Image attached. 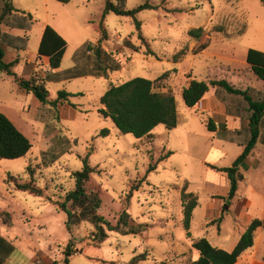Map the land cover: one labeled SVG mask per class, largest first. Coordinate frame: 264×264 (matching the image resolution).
<instances>
[{"label": "rangeland", "instance_id": "1", "mask_svg": "<svg viewBox=\"0 0 264 264\" xmlns=\"http://www.w3.org/2000/svg\"><path fill=\"white\" fill-rule=\"evenodd\" d=\"M146 2L159 8L141 10L137 14L141 24L138 29L131 16L105 12L107 0H13L16 8L34 16L26 51L29 56L38 54L45 25H51L68 43L59 69L64 72L78 63L79 48L86 42L97 43L105 29L107 39L102 47L121 63V69L111 72L109 78L89 75L48 81L52 94L50 103L43 106V121L21 119V115H28L21 105L29 112L32 97L18 90L13 95L9 92L13 82L0 78V99H10V114L34 145V152L27 157L5 160L15 163L16 171L0 181V212H10L13 221L8 226L0 217V235L16 247L5 264H128L142 255L138 264H191L199 258V252L192 248L191 236L184 227L183 188L199 198L191 223L194 238L206 237L214 246L232 251L239 234L245 232L237 210L230 204H225L219 214L222 221H211L213 210L208 207L210 196L206 191L208 167L218 171L232 166L242 148L222 142L210 132L206 126L208 113L199 109L200 103L187 107L182 93L193 79L220 77L224 68L229 67L242 78L247 76L246 56L249 48L258 47L257 19L264 18V4L260 0H128L126 8ZM198 28H203L199 38L189 36L190 30ZM128 43L136 48L128 47ZM182 50L185 56L175 61V54ZM92 58L90 53L83 59L88 70L93 67ZM43 72L42 68L39 78L45 81ZM163 74L166 76L161 78ZM136 77L156 80L158 91L174 93L178 111L190 116L187 137L180 126L168 130L158 125L153 130L156 138L139 139L120 132L109 118L100 115L99 100L109 85ZM253 85L264 91V81L254 80ZM65 89L70 93L67 100L59 95ZM212 96H217L215 88L205 100ZM0 104L3 110L6 104ZM106 129L110 132L103 135ZM42 137L49 147L39 156ZM212 142L214 147L224 144L226 153H212ZM261 147L257 144L253 154H258ZM86 157L96 168L88 186L99 190V212L113 225L126 207L127 193L141 184L133 190L128 206L131 226L125 228L140 229L138 233L112 231L99 243L93 238L95 227L87 221L74 225L70 233L67 214L55 200L74 188L73 173L84 167ZM213 158L218 162L211 163ZM261 158L259 169L244 163L240 195H252L253 187L264 193V154ZM156 162L158 167L149 171ZM30 165L33 171H28ZM31 179L46 190V195L16 189L15 181ZM70 241L73 254L67 261Z\"/></svg>", "mask_w": 264, "mask_h": 264}, {"label": "trees", "instance_id": "2", "mask_svg": "<svg viewBox=\"0 0 264 264\" xmlns=\"http://www.w3.org/2000/svg\"><path fill=\"white\" fill-rule=\"evenodd\" d=\"M62 3H70L72 0H58ZM128 0H107L105 12H114L122 16H131L138 29L141 28L137 14L143 9L159 8V5H153L146 2L134 9H127ZM264 2V0H261ZM34 23V16L25 10L14 6L13 0H0V74L6 73L14 76L19 85L28 93H33L43 104L50 103V92L47 81L39 82L31 78L29 80L20 78L14 71L19 63V59L7 62L6 46L21 48L20 43L26 44L29 35L24 37L12 36L1 30V25L9 27H18L30 32ZM203 28L192 29L189 36L199 38L202 35ZM107 39V31L103 30V35L97 43L86 42L76 53V66L67 69L58 74V80L73 79L83 76H97L109 78L111 72L119 71L121 63L114 59L111 52L102 47L103 40ZM128 47L136 48L135 45L128 43ZM67 41L51 26L45 27L38 55L49 58L51 69H58L61 66L65 52L67 50ZM93 53V67L88 70L87 64H83L86 55ZM149 53L155 55L152 49ZM185 50L175 54L174 60H180L185 56ZM246 61L248 68L256 76L257 80L264 81V52L250 48ZM163 74L161 78H164ZM156 80L145 77H136L129 81L114 84L111 83L105 94L99 100V113L104 118H109L114 126L122 133H130L136 138L153 137V130L158 125H164L168 130H172L178 125V109L176 98L173 92L158 91L155 84ZM215 88L216 95L227 105L229 115L244 118L248 122V137L245 141H238L244 147L242 153L238 156L232 166L218 169L228 175L230 189L226 197H222L226 204H231L236 197L239 184L244 179L242 166L247 160L258 141L264 143V91L254 87L251 81L242 78L229 67L224 68L222 76L217 78L193 79L187 87L184 88L182 97L187 107L193 108L204 99L207 94ZM220 90H223L224 93ZM225 94V95H224ZM60 98L67 100L70 93L65 89L59 92ZM207 128L210 131H216V124L212 119L207 122ZM109 129L103 130V135H108ZM233 139V138H231ZM235 140V138L233 139ZM242 142V143H241ZM33 149L31 140L20 131L17 126L5 114L0 113V158L19 159L26 157ZM168 156V155H166ZM158 167V162L151 164L149 171ZM96 170L90 165L88 157L84 159V167L73 173L75 186L68 191L61 199L55 200L58 208L67 214V228L72 233L74 225L82 221H87L95 227L93 238L96 242H104L109 232H139L140 229L125 228L130 227L131 215L129 213V202L133 196V190H138L141 184L133 186L127 193L126 207L120 214L116 225H113L99 211L102 207V199L97 189H91L88 186L92 173ZM28 171H33L30 165ZM14 177V176H12ZM16 179V177H14ZM16 189L29 192L36 196L46 195V190L40 187L34 179L29 181L17 180L14 182ZM184 205V227L191 236L190 228L194 209L199 204V198L192 192L187 193L183 188L181 192ZM49 198V197H48ZM3 222L12 226V216L8 211L0 212ZM264 225V221L255 219L246 228L238 244L232 251H227L214 246L206 237L193 240L192 248L196 249L200 256L193 260L191 264H236L239 257L254 244V232L257 228ZM15 245L12 241L0 235V264L6 261L14 254ZM66 260L73 254L71 241L67 245ZM144 257H136L128 264H138V260Z\"/></svg>", "mask_w": 264, "mask_h": 264}, {"label": "crops", "instance_id": "3", "mask_svg": "<svg viewBox=\"0 0 264 264\" xmlns=\"http://www.w3.org/2000/svg\"><path fill=\"white\" fill-rule=\"evenodd\" d=\"M262 3L264 4V2H262ZM257 21L259 22L258 23V26H259L258 27V29H259L258 33L260 35L259 40H258V47H254V48L251 47V48L264 52V37H263L264 36V18L263 19H257ZM45 26H47V25H45ZM33 27H34V23L32 25V29H33ZM32 29L30 30V32H26L24 29H21L18 27L12 28V27L6 26L4 24L1 25V30L3 32L9 33L12 36L24 37L26 34L29 35V39H28V42L26 44V47L24 46L23 43H20L21 48L6 46V49H5L6 50V56H5L6 61L10 62V61H13L14 59H17V58L19 59V63L14 68V71L16 72L18 77H20V78H24L27 80L34 78V79L38 80L39 82H44V80L39 78L40 73L42 72V68H43L44 69L43 75L46 78V80L50 81L52 79H58V77H59L58 74L61 73L62 71L59 70L60 68L51 69L49 66V58L48 57H40L38 54L36 56H29L26 53V51L28 49V43L30 40V36H31L30 33H31ZM54 29L62 36L60 31H58L56 28H54ZM44 30H45V28H44ZM44 30L42 32V36H43ZM65 54H66V52H65ZM247 68H248V63H247ZM0 78H2L3 81L13 82V84H14L13 87H9V92L12 91L13 95L18 90L19 92L32 97V104L30 106L31 108L29 109L30 110L29 112H27L25 110V105H21L22 111L28 113V115L27 116L21 115L20 118L25 120V121H27L30 118L35 120V121H41V120L43 121V119L45 117V115L42 113L44 105L36 98V96L33 93H28L24 88H22L19 85V83L16 81L14 76L8 75L6 73H2V74H0ZM244 78L246 80L251 81L252 85H253V81L257 80L256 76L254 75V73L251 70H249V68L247 71V76L244 75ZM48 81H47V83H48ZM51 94L52 93L50 92V95ZM0 103L6 104V105H3L4 106L3 110H0V113H3L7 117H9L11 119V121L17 126L15 119L10 114V112L13 108V107H11L10 99H8V101H7V99L6 100L0 99ZM200 104H201V106L199 109L205 110L208 113L209 118L212 119L216 124V131H210V130L209 131L212 133H215L218 137H220L222 139V142L237 144L238 146H240L242 148V151H243L244 147L240 144V142H237V140L243 142L247 139V137H248V132H247L248 122L244 118L234 116V115H229L227 112V105L217 96L209 97L206 100L204 98L200 101ZM189 121H190V116L188 114H186V113L181 114L178 111V125L176 128H178L179 126L182 127L183 128L182 132L186 137L189 134V132L186 130V126L188 125ZM17 128L20 131H22L19 126H17ZM168 134L169 133H167V135ZM153 136H155V138H156L157 134L153 133ZM231 138H233V139L235 138V140H233ZM259 143L261 144L262 147L259 148L258 154H253L257 144H259ZM38 144H39V151H40L39 156H41L43 151H45L46 148L49 147V142H45V137H42L40 139V141L38 142ZM257 144L244 163H246V164L248 163L249 165L253 164L256 169H259L263 163L262 162L263 159L261 157L264 154V143H262L261 141H258ZM211 146H212L211 150H213L212 153L217 152L218 155L226 153L224 144H222L221 147L220 146L214 147L215 146L214 142H212ZM31 152H34V145H33V149ZM5 160L6 159L0 158V181L1 182L5 181L6 175H8L10 173L11 174L16 173V171L13 169V166L15 165V163H10L9 161L6 162ZM217 162H218L217 159L213 158L211 163H217ZM208 168H209V171H208V178L206 179V183H207L206 191L210 196V201L208 202V207H210L213 210V214H212V216H210V219L212 221L213 219L219 218V214L222 211L223 206L226 204L224 199H222V197H226L228 195V192L230 189V181H229L228 175L225 172L222 173L221 171L218 172L219 170L216 171L215 169H212L210 167H208ZM242 172H243V166H242ZM244 180H245V175H244V179L242 181H244ZM240 190H241V188H240V184H239L238 193H237L236 197L233 199V201L231 202V204L229 205V207H233L234 209L237 210L239 217L243 223V226L245 227V230H246V228L255 219H260V220L264 221V193L262 192V190H258L257 188L253 187L250 190L252 195L248 194V195L243 196V195H240ZM0 193H2V192H0ZM256 193H258V194H256ZM238 196H239L238 200L236 202H234V200ZM0 197H1V195H0ZM198 206H199V204H198ZM197 207L194 209V212L197 209ZM194 212H193V217H194ZM193 217H192V220H193ZM219 219H221V221H222L223 218L220 217ZM191 223H192V221H191ZM190 233H191V239L193 242V240H195L196 238H194L192 236L191 228H190ZM243 233H244V231L239 234L238 239L241 238ZM218 248H222V246H218ZM227 251H231V250H227ZM198 255L200 256V253ZM236 264H264V225L260 226L259 228H257L255 230L253 246L250 247L249 249H247L239 257Z\"/></svg>", "mask_w": 264, "mask_h": 264}]
</instances>
